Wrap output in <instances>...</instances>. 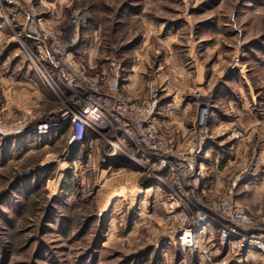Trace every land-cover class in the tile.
<instances>
[{
    "label": "rangeland",
    "instance_id": "1",
    "mask_svg": "<svg viewBox=\"0 0 264 264\" xmlns=\"http://www.w3.org/2000/svg\"><path fill=\"white\" fill-rule=\"evenodd\" d=\"M43 45L102 96L116 85L129 133L156 144L105 123L73 148L69 127L35 135L73 98ZM0 122V264H264L191 224L231 207L264 229L263 189L247 185L264 180V0H0ZM156 145L193 175L159 170ZM216 151L234 156L223 175Z\"/></svg>",
    "mask_w": 264,
    "mask_h": 264
},
{
    "label": "built area",
    "instance_id": "2",
    "mask_svg": "<svg viewBox=\"0 0 264 264\" xmlns=\"http://www.w3.org/2000/svg\"><path fill=\"white\" fill-rule=\"evenodd\" d=\"M41 47L45 49L44 56L50 62L54 70L62 75L61 83L70 93H72L73 98L70 101L65 102V107L59 112L51 115L47 121L38 124L33 130L35 135L45 137L53 134L54 131L63 130L64 128L69 127L70 138L68 144L69 148H73L85 141L86 133L89 130H96L99 124L105 123L110 126H118V132L124 137L135 140L136 145H147L148 143L156 144L151 130L138 129L142 132H139L133 137L129 133L127 130L128 124L125 122V119L127 120V118H130L131 116L133 117V115L132 112H129L131 109H129L124 101L115 95L117 93L116 85L113 88H110L113 96H102L96 87L91 86L88 83L86 85L84 75L75 68L69 56L66 55L64 48L58 49V45L56 47L52 46L51 50L45 45ZM35 68L36 71L42 75L41 78L44 81H47L46 74L40 64H36ZM1 128L0 122V129ZM4 132L11 135L15 134L14 130L10 131L5 129ZM0 134L3 133L0 132ZM111 146L115 152L116 149L121 150L120 148H117L118 146L114 142L111 143ZM149 150H151L150 155H148L149 157L158 161L159 159L162 160V165L158 168L159 170L164 168L170 169L173 172H176L177 176L184 181L186 177H191L193 175L194 171L192 167L195 163L181 160V164H179L178 167H175V165L170 162V159L173 158L174 155H172L171 152L166 151L164 146L160 147L159 145H156V147H152V149L149 148ZM154 170L155 169H153V171ZM176 194L177 196L185 197V194L180 188H178ZM224 212L230 217L228 221L226 220V223L219 221L217 218L213 219L207 214H199L198 217L193 219L191 224L194 229L212 222L217 224L221 229L218 244L220 247L227 250L228 254L229 252L239 254L241 252L250 253L251 251H256L262 255L264 261V229L259 228L260 226L252 220L249 215L241 210H232V208L229 207L225 208ZM188 233L189 232H185L182 244L184 246L192 247L193 241L188 240L192 238V235L189 233L190 237L186 238V234Z\"/></svg>",
    "mask_w": 264,
    "mask_h": 264
},
{
    "label": "crops",
    "instance_id": "3",
    "mask_svg": "<svg viewBox=\"0 0 264 264\" xmlns=\"http://www.w3.org/2000/svg\"><path fill=\"white\" fill-rule=\"evenodd\" d=\"M172 85L171 84H168L167 87L169 88L168 89V93H170V90L172 89L171 87ZM166 89V88H165ZM174 91V90H172ZM173 93V92H171ZM223 103V100H220V101H217L215 102V104H213V107L215 108L213 110V112H217V113H220L221 111L217 110V107L221 106ZM230 104H232V102H230ZM231 112H233V110H231ZM231 117V115H229ZM236 118H238V116H236ZM239 122H240V119H239ZM220 154H221V151H220ZM217 151L214 152V156H213V160H212V163L213 165H215L214 169L216 170V172L220 175H223V173L226 172V170L231 166L230 163H231V160L234 158V156L230 155V154H226V153H222L220 155ZM224 155L226 157H224ZM232 157H230V156ZM247 185H252V186H256V187H260L263 189V195H264V180L262 181H259V180H251L249 181V183Z\"/></svg>",
    "mask_w": 264,
    "mask_h": 264
},
{
    "label": "bare ground",
    "instance_id": "4",
    "mask_svg": "<svg viewBox=\"0 0 264 264\" xmlns=\"http://www.w3.org/2000/svg\"><path fill=\"white\" fill-rule=\"evenodd\" d=\"M190 237V234L188 233V234H186V238H189ZM187 242H189V241H187Z\"/></svg>",
    "mask_w": 264,
    "mask_h": 264
}]
</instances>
